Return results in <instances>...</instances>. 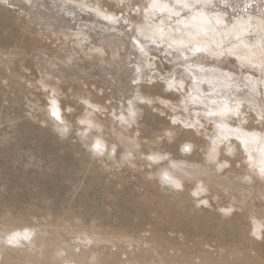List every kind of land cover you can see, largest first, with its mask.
I'll return each instance as SVG.
<instances>
[{
    "label": "rangeland",
    "instance_id": "rangeland-1",
    "mask_svg": "<svg viewBox=\"0 0 264 264\" xmlns=\"http://www.w3.org/2000/svg\"><path fill=\"white\" fill-rule=\"evenodd\" d=\"M7 1H0V264H264V172L249 156L264 157V65L232 43L212 51L143 31L133 18L138 0L116 19L83 2L97 0ZM161 1L183 19L193 9L229 22L247 16L259 26L247 41L264 46V0ZM68 30L88 36L83 44L100 54L64 38ZM172 72L187 90L164 91L161 77ZM41 79L59 82L48 91ZM180 94L217 115H201V127L176 107ZM231 105L240 107L227 112ZM212 135L242 151L229 157L222 148L217 160L205 139ZM221 161L230 166L218 170Z\"/></svg>",
    "mask_w": 264,
    "mask_h": 264
},
{
    "label": "bare ground",
    "instance_id": "bare-ground-1",
    "mask_svg": "<svg viewBox=\"0 0 264 264\" xmlns=\"http://www.w3.org/2000/svg\"><path fill=\"white\" fill-rule=\"evenodd\" d=\"M0 1H3L10 4L9 1L7 0H0ZM74 2L75 1H83V0H73ZM129 0H104V1H99L97 0V5L95 2L93 3H88V2H84V4H86L85 6H88V7H91V8H94L96 10L97 13H99L101 16L104 17H107V18H110V19H116V15L120 12V10H122L123 8V5L126 7L129 6ZM140 1V3H136L137 4V10L134 12V15H133V18L135 20V22L139 21L141 23V25L139 24V27L138 28H142V30L145 32H149L151 34H156V35H159L161 34L162 36H164L166 38V40H168L170 43H179L181 45H184V44H192L194 42H205V43H208V46H209V49L212 50V51H219L220 50V47H224L226 44L228 43H232V49L233 50H236L238 53H241L243 55H245L248 60L250 62H253L255 64H262L264 65V46L262 44V40L260 39V44H255L254 46H252L247 40L251 39V36L253 35H250L248 37V33L251 32V30L254 28H257L259 27L258 25H256V23H252L249 18L247 16H240V17H237L235 18V20H233L232 22H229L227 21L225 18H223L221 16L220 13H216V14H210L208 11H200V10H195L193 9V12L191 14V16L189 17V19H183L180 15H176V23L174 24H171V22L169 23L170 20H173L174 18V13H179L177 11H174L172 10L171 6L167 3H164L163 1L161 0H155V6L154 5V0H138ZM73 2V3H74ZM101 2V3H100ZM131 2V0H130ZM77 3V2H76ZM81 3V2H80ZM95 3V4H94ZM118 4H122V6L118 9V10H113V6L114 5H118ZM185 4V3H184ZM11 5V4H10ZM83 5V4H82ZM131 5V4H130ZM84 6V5H83ZM101 6L102 8L104 6H106V10H102L101 9ZM191 6H193V4H191ZM132 18V17H131ZM109 20V19H108ZM113 21V20H112ZM115 21V20H114ZM116 22V21H115ZM135 22L133 21L132 24L135 25ZM138 22V23H139ZM138 26V25H137ZM136 27V26H135ZM141 30V29H140ZM62 35L64 36V38H72L73 40L76 39L80 45V47L82 49H87V47L85 46V44H83L82 41L85 40V38H87L86 36H84L83 33L81 32H75V31H63L62 32ZM146 35V33H145ZM263 37V36H262ZM59 38V37H58ZM164 38V39H165ZM255 38V37H254ZM87 40V39H86ZM254 41L257 40L256 39H253ZM264 40V38H263ZM259 41V40H258ZM237 42V43H236ZM44 50V49H43ZM83 50V51H84ZM88 52L93 53L95 56L99 55L100 54V50L99 49H87ZM87 52V51H86ZM85 52V53H86ZM84 53V54H85ZM257 54L261 56L260 60L259 61H255V59H257ZM69 55V54H68ZM91 56V55H90ZM259 56V57H260ZM63 57V56H62ZM68 57V56H67ZM66 57V58H67ZM94 57V56H93ZM73 58V57H72ZM141 59V58H140ZM143 59V58H142ZM141 59V60H142ZM152 59V58H151ZM71 60V59H69ZM22 61V60H20ZM67 62V61H66ZM74 62V61H73ZM144 63L147 64V65H151L150 67H153L154 64H156L154 62V60H150L148 59L147 57L144 56ZM143 63V64H144ZM36 64V63H35ZM142 64V63H141ZM144 66V65H143ZM148 66V67H149ZM147 67V68H148ZM156 69V68H155ZM154 69V70H155ZM160 70V69H159ZM161 71V70H160ZM159 71V72H160ZM48 74V73H47ZM55 74V73H54ZM50 75V74H49ZM51 75H53L51 73ZM59 75V74H57ZM63 76V75H62ZM46 78V77H44ZM55 79L56 78H59V77H54ZM66 78V77H64ZM83 78V77H82ZM47 79V78H46ZM46 79H41L42 80V85L44 87H46L48 89V91L50 90H53V86H55L54 84H58V82L56 83L55 80H53V82H55L54 84L50 83V80H46ZM49 79V78H48ZM63 79V78H62ZM77 79V78H76ZM85 79V78H84ZM64 80V79H63ZM62 80V81H63ZM66 80V79H65ZM89 80V79H88ZM68 81V80H67ZM73 81V80H72ZM71 81V82H72ZM92 81V80H91ZM52 82V81H51ZM65 82V81H64ZM76 83V81H73ZM81 82V81H80ZM185 82V81H184ZM85 83V82H84ZM83 83V84H84ZM90 85L93 84V83H89ZM70 85H72V83H70ZM187 85V84H186ZM58 87V85H56ZM80 85H78V88ZM83 86V85H82ZM85 86V85H84ZM70 87V86H69ZM90 87V86H89ZM100 87V86H99ZM46 88H43V89H46ZM77 88V89H78ZM98 88V87H97ZM101 88V87H100ZM188 88V87H187ZM187 88L185 90H187ZM57 89V88H56ZM55 89V90H56ZM81 89V88H80ZM83 89V87H82ZM81 89V90H82ZM86 89V88H84ZM152 89V88H151ZM93 90V89H92ZM97 90V89H96ZM102 90V88H101ZM149 90V89H148ZM153 90V89H152ZM85 91V90H83ZM89 93H91L92 95H94L93 91H90L89 89L87 90ZM81 92V91H80ZM97 92V91H96ZM101 92V91H100ZM99 92V93H100ZM150 92V91H149ZM153 92V91H152ZM155 92V91H154ZM171 92V91H170ZM178 92V91H177ZM184 92V91H182ZM139 93H142V92H139ZM151 93V92H150ZM167 93V92H166ZM165 93V94H166ZM172 93V92H171ZM187 93V92H186ZM96 94V93H95ZM101 94V93H100ZM144 94V93H143ZM147 94V93H145ZM152 94V93H151ZM174 94V93H173ZM177 93H175L174 95L176 96ZM179 94V92H178ZM154 97L155 94H153ZM168 95V94H167ZM188 95V94H187ZM84 96V95H83ZM146 96V95H145ZM159 96V94H158ZM173 96V95H172ZM170 95V99L172 100V97ZM180 96V98H184L185 100V103L184 104H180L178 103L177 104V108H179V110H183V111H186L187 114H189V117L190 119L194 116V118L192 120L195 119V121L198 122V125H203V122L201 121L202 117L207 121L209 118L206 117L205 114V109L204 111L203 110V104H201L196 98L195 100H193V97L191 95L188 96L189 100L183 96V95H178ZM68 97V96H67ZM89 97V96H88ZM144 97V96H143ZM160 97V96H159ZM172 97V98H171ZM93 98V97H92ZM139 98V97H137ZM152 99H154L153 97H151ZM161 98V97H160ZM177 98V97H175ZM110 99V98H109ZM149 100H152L150 98H148ZM178 99V98H177ZM176 99V100H177ZM160 100V99H159ZM89 101V100H88ZM92 101H94L92 99ZM97 101V100H96ZM139 101V100H138ZM137 101V102H138ZM146 101V100H145ZM174 101V99L172 100V102ZM179 101V100H178ZM100 102V101H99ZM98 102V104H100ZM176 102V101H175ZM188 102L191 103V104H194V105H200V112H198L194 107L193 105L191 107H188ZM136 104V100L133 102ZM142 103V102H141ZM154 103V102H153ZM157 103V102H156ZM155 103V104H156ZM139 104V102H138ZM137 104V106H138ZM154 104V106H155ZM150 105V104H149ZM163 105V104H162ZM240 105V104H238ZM89 106V105H88ZM133 106V104H132ZM135 106V105H134ZM151 106V105H150ZM165 106V105H164ZM240 106H244L243 105H240ZM238 106V107H240ZM143 107V106H142ZM152 107V106H151ZM150 107V108H151ZM166 107V106H165ZM174 107V106H173ZM238 107H236L235 105H231L230 109H228L229 111L227 112H231L234 111V110H237ZM136 108V106H135ZM141 108V107H140ZM169 108V106L167 107ZM202 108V109H201ZM246 108V106H245ZM171 109H172V106H171ZM187 109V110H185ZM198 109V108H197ZM157 110V109H156ZM167 110V109H166ZM169 110V109H168ZM178 110V111H179ZM199 110V109H198ZM86 111V110H84ZM160 111V110H159ZM173 111V110H172ZM176 111L175 113H173L175 115V117L178 115L179 116V113H177L178 111L177 110H174ZM173 111V112H174ZM180 111V112H181ZM181 112L184 113V112ZM243 111V110H242ZM162 112V111H161ZM168 112V111H167ZM190 112H193V116L190 115L191 113ZM227 112H224L222 117H223V121H225L226 118H229V120L231 121L232 117L230 114H228L226 117V113ZM245 112V110H244ZM166 113V112H165ZM94 114V113H93ZM132 114V113H130ZM141 114H142V111H141ZM186 116V113H184ZM237 114V113H236ZM240 114V112L238 113ZM242 114V112H241ZM258 114V113H256ZM96 115V114H95ZM138 115V113L136 114ZM202 115V117H201ZM126 116H127V113H126ZM129 116V115H128ZM127 116V117H128ZM242 116V115H241ZM133 117V116H132ZM132 117L129 116V119H133ZM137 117V116H136ZM135 117V118H136ZM174 117V116H173ZM181 117V116H180ZM187 117V116H186ZM225 117V118H224ZM238 117V116H237ZM234 118V116H233ZM262 118V117H261ZM177 119V118H176ZM180 120V119H179ZM182 120V119H181ZM188 120V119H187ZM203 120V119H202ZM228 120V119H227ZM126 123L127 122V118H126ZM124 121V123H125ZM170 121V120H169ZM183 121V120H182ZM181 121V123H183ZM235 123H236V120L234 119ZM245 121V120H244ZM262 121H264L262 119ZM108 122H111L113 123V121L111 120H108ZM132 122V121H131ZM177 122V121H176ZM189 122V120L187 121ZM238 122V121H237ZM134 123V122H133ZM131 123V124H133ZM178 123V122H177ZM206 122H204V125L203 126H206L205 125ZM228 123V121H227ZM226 123V124H227ZM230 123V122H229ZM234 123V124H235ZM175 124V122L173 123ZM172 124V125H173ZM187 124V123H185ZM192 124V123H191ZM125 125V124H124ZM129 125V124H128ZM172 125H171V128H172ZM184 125V124H183ZM193 126L197 125V124H192ZM233 125V123L231 124V126ZM130 126V125H129ZM244 126V125H243ZM253 126V124H252ZM103 127V126H102ZM167 127V126H166ZM196 127V126H195ZM237 127V126H236ZM255 127V126H254ZM129 128V127H128ZM168 128V127H167ZM206 128V127H205ZM244 128V127H241V129ZM256 128V127H255ZM203 129V128H201ZM208 129V128H207ZM240 129V128H239ZM249 128H247L248 130ZM260 128H258V131ZM101 130V129H100ZM168 130V129H167ZM252 130V129H250ZM255 130V129H254ZM257 130V129H256ZM205 131V130H204ZM174 132V131H173ZM206 132V131H205ZM226 135L230 134V132H225ZM261 134V132H260ZM263 134V133H262ZM91 136V135H90ZM117 136V135H116ZM119 136V135H118ZM227 137V136H226ZM88 138V136H87ZM98 138V136L96 137ZM123 138V137H122ZM125 138V136H124ZM232 138V137H231ZM237 138V136H236ZM89 139V138H88ZM92 139V137H91ZM94 139V137H93ZM92 139V140H93ZM226 139V138H225ZM125 140V139H124ZM228 140V139H227ZM230 140V139H229ZM232 140V139H231ZM234 140V139H233ZM91 141V140H89ZM237 142V141H236ZM94 143V142H92ZM234 143V141H233ZM240 143V142H239ZM241 143L243 144V148L245 146V142L244 141H241ZM248 143V142H247ZM208 144V143H207ZM236 144V143H235ZM238 145V144H237ZM253 145V144H251ZM246 147V146H245ZM248 147H249V144H248ZM251 147V146H250ZM109 149V148H108ZM247 149V147L245 148ZM244 149V150H245ZM222 150V148L220 149ZM248 150V149H247ZM246 150V151H247ZM252 151V150H251ZM256 151H259V149H257ZM131 153V152H130ZM246 153V152H245ZM253 153V152H252ZM251 152L249 153V156L252 158V162L255 163L256 167L258 168H262L264 167V157L262 159H258L256 158V156H254ZM241 155V153H240ZM3 230V229H2ZM12 230V229H11ZM1 234V233H0ZM3 235V234H2ZM4 239V238H3ZM3 247V246H2Z\"/></svg>",
    "mask_w": 264,
    "mask_h": 264
},
{
    "label": "clouds",
    "instance_id": "clouds-1",
    "mask_svg": "<svg viewBox=\"0 0 264 264\" xmlns=\"http://www.w3.org/2000/svg\"><path fill=\"white\" fill-rule=\"evenodd\" d=\"M177 3H181V0H176ZM183 8H187L188 4H182ZM177 15H179V13H177ZM152 43H156V41H151ZM168 47H171V44L168 45ZM178 59V58H177ZM174 71V70H173ZM170 77L169 79H165V77H161V80L164 81L165 83V88L164 91L166 92H170V91H182L184 88V80L180 79L177 80L175 75L172 73H169ZM141 102H145L144 100H142ZM147 103L151 104L153 101L152 100H147ZM161 104L165 105L166 107L169 106L171 104V101H167L164 99H160L159 101ZM180 104H184L185 100L184 98H182L179 101ZM57 110L55 107V102H53V108H52V114L53 111ZM187 110V109H185ZM58 115L60 117V113L58 112ZM206 116H210L209 113L205 114ZM57 117V116H56ZM59 119V118H58ZM176 118L173 117V122H175ZM84 121H81V123H83ZM201 127H204L203 125H201ZM216 127V125H215ZM67 129H65L66 131ZM205 139L208 141V151L211 152H215L217 153V160H219V153H220V149L223 148L224 149V155L232 157L235 156V154L237 152H241L242 149L237 148L235 146H229L228 144H225V140L223 139H219L217 137V135H212V136H205ZM95 147L99 148L101 147V145L99 144V142H97L95 145ZM230 164L228 161H221L217 163V169L218 170H222L224 167H229ZM167 176V174H165V177Z\"/></svg>",
    "mask_w": 264,
    "mask_h": 264
},
{
    "label": "snow or ice",
    "instance_id": "snow-or-ice-1",
    "mask_svg": "<svg viewBox=\"0 0 264 264\" xmlns=\"http://www.w3.org/2000/svg\"><path fill=\"white\" fill-rule=\"evenodd\" d=\"M153 6H155V0H154V5H153ZM193 51H194V52H198L199 49L197 48V49H194ZM193 100H195V98H193ZM221 114H223V113H221ZM53 115H54V116H57V118H59L58 110H54V111H53ZM209 115H217V113H214V112H211V111H210V112H209ZM261 172H264V167L261 168ZM165 178L168 179L167 176H166ZM176 186L179 187V184H176Z\"/></svg>",
    "mask_w": 264,
    "mask_h": 264
}]
</instances>
